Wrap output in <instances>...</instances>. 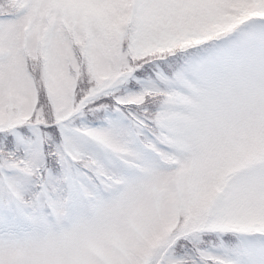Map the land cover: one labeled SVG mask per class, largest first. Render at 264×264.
I'll return each mask as SVG.
<instances>
[{"label": "snow or ice", "instance_id": "6c2138e0", "mask_svg": "<svg viewBox=\"0 0 264 264\" xmlns=\"http://www.w3.org/2000/svg\"><path fill=\"white\" fill-rule=\"evenodd\" d=\"M0 264H264V0H0Z\"/></svg>", "mask_w": 264, "mask_h": 264}]
</instances>
